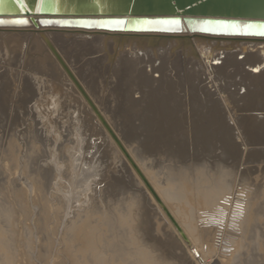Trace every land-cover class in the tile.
Wrapping results in <instances>:
<instances>
[{"label": "bare ground", "instance_id": "bare-ground-1", "mask_svg": "<svg viewBox=\"0 0 264 264\" xmlns=\"http://www.w3.org/2000/svg\"><path fill=\"white\" fill-rule=\"evenodd\" d=\"M24 17L27 18L28 22L32 19L38 20L41 18V16L31 14L24 15ZM60 18L68 17L61 16ZM168 24L169 25L166 26L152 24L150 27L162 28L165 26L166 28L171 25V23ZM92 25L98 26L96 23H93ZM103 26L117 27L114 24L109 23H104ZM55 27H58L56 29H58V32L60 31V35L52 34L53 30H50V28H54V31L57 32ZM39 32H43L52 41L68 66L72 64L75 67V69L72 70L69 66L73 74L81 80L80 83L84 86L91 99L95 100L93 102H96L100 111L107 115L106 118L110 121V124L112 123L111 125H113L112 129L115 127L120 134L122 141L127 144L129 154L132 155L131 157H133V160L141 165L142 169L147 173L146 175L149 176L150 181L153 183L152 186H154L153 189H155V193L184 231L189 240L190 246L182 241L168 219L165 218L161 209L159 207L157 209L151 204L152 200L150 199V201L148 199L145 192L142 188L140 189L137 184L140 182H137L136 179L132 177L134 175H130L129 168L126 167L127 164L125 165L122 162H119L120 164L118 163L117 159H119L120 156L118 158L115 156V146H112L113 143L108 139L109 137L103 132V130L98 127L99 125L97 126L93 123L94 121L92 122V115L90 116L88 113L89 110L87 112L85 111L87 108L85 109V106L83 107L81 99L78 97L80 100L76 101L72 96V90L64 89V83H67L68 79L55 62L51 60L52 57H49L50 55L48 54V51L46 52L47 49H45L44 45L41 43ZM114 34L119 33L98 30L96 28L86 29L56 25L42 26L40 23H37L36 28L32 25L26 27L0 26V69H4V73L2 72V74H0V106L4 108L5 103L8 104L11 101V98H9L10 94L8 93L12 86L13 88L17 85L20 86V84L22 85V82L25 84L24 90L14 94V97L18 98L19 104L16 108L20 109L25 102V104H28L27 102L35 92H33L30 85L34 82L29 83L30 80L28 77L26 78V75L32 77L31 79L35 81L40 90H47V94L50 93L51 96L53 94L57 95L61 103L60 107L58 104L56 107L52 104L53 102L56 103V100L54 101L53 99V102H51L50 105L54 106V108L52 106V109L54 110L55 108H60L59 111L62 116H59L61 117L59 120L63 121L65 118L66 121L68 120L74 125L77 133L75 137H78L77 140L79 141L77 145H81L80 147L78 146L79 150L76 149V153H84V157L81 156L82 159H79L78 157L76 161H73V166H76L77 163H79L77 161L80 160V163L87 168V177L91 178L90 176H92L95 186L104 182V188L102 190L98 191L97 188H94L93 190L94 195H96L103 204L101 210L103 209L105 214L103 220L104 227L107 225L109 227L108 230L113 232V234L110 233L115 235L116 238H118L119 235L121 241L124 239V236L125 238H131L133 245L135 244L137 249H139L143 262L145 260V264H220L219 259L221 257L219 258V255L222 245H218V247L215 240L218 235L221 236V240L234 236L233 234H235V232L231 236L230 233L226 234L225 231L228 228L234 229L237 227L239 221H241L240 226L242 228H240L243 232V236L239 235L238 237L235 235L238 239L237 242H233L235 246L232 245L236 248L234 254L231 256L233 257V261L229 260L230 262L227 261L228 263L226 264H253V258L251 259L244 254L245 242L255 236L264 212V206L259 201L257 203V191L249 194L247 199H245L246 201H244V198L242 199V196H239V194H243L242 191L240 189L231 191V186L233 185L232 181L234 176L239 173L238 168L243 167L245 161L249 158L262 159L264 156V46L261 49H256L255 52L249 50L244 52L242 46L245 44H230V47H225L229 50L220 51L217 50L218 47L220 45L225 46L226 44L217 45L214 41L202 44L193 39L191 42L193 49L199 55V57H194L190 54L188 48H181L172 52L171 49L178 45V42L176 41H158L156 46L149 47L146 42L138 38L141 36H155L156 33L154 32L123 33L137 37L133 40L128 39L126 43H121L120 41H115L110 38V36ZM257 46V44H253L251 47L257 48ZM201 55L203 58L200 57ZM213 61H220V65L215 66L212 64ZM248 69H256L258 72L253 73ZM166 70L168 71L167 73ZM199 72L203 73L202 76ZM210 80H214L213 82H215L214 84L218 91L214 90L216 88L213 89L212 85L214 84H212ZM204 82L206 84H202ZM241 88L244 89L245 92L243 95H238V91ZM18 89H20V87H18ZM75 91L76 90H74V92ZM42 93H44V91ZM217 95L221 97L223 104H221L219 99L215 98ZM49 96H47L46 99ZM52 100L50 99V101ZM39 102L41 103V101ZM36 104H38V102H36ZM39 104L38 108H40L39 106H42ZM44 104L45 101L43 107L45 106ZM48 106L49 103L47 107ZM46 109H42V111ZM49 111L51 110H47V112ZM49 114L47 113V115ZM55 114L57 115V112ZM47 115H44V117ZM46 120L47 119L44 121ZM48 122L47 124H49ZM204 122H206V125L203 124ZM14 123L10 124L12 125ZM56 124L58 125V123ZM15 127H17V124ZM236 131L239 135L236 134ZM54 132L56 133V130H53V135L55 134ZM28 133L29 132H27V134ZM48 134H51V132ZM95 136H100V138L98 137V140L101 141V146L97 144L96 139H91V137ZM25 137L27 136L25 135ZM54 137L56 143L59 138H62L57 133ZM39 138L42 139V137ZM236 139H239V141L237 142ZM37 141L39 140L37 139ZM76 143L77 142H75V144ZM67 144L69 145L70 143ZM73 146H71L72 148L67 149L72 150L74 148ZM25 147L22 148L25 149ZM54 147L55 146H52V148ZM101 147L103 148V151L100 153L98 150ZM27 148L29 149V147H26V149ZM61 149L62 147H59V152H63ZM67 149L65 147V150ZM10 150L14 152L12 149ZM21 150L22 149H20V151ZM36 150H38V152L40 151V149ZM49 150H51V148ZM71 150L69 152H71ZM74 150L72 151L75 152ZM80 150L83 151L80 152ZM17 153L20 154V152ZM65 153L66 152L64 151L63 154ZM95 153H98L97 155L101 154V158L103 156L108 158L110 163L101 167V163H99V161L96 163V158L93 157ZM50 154L53 163L48 162L50 165L55 164L58 166V161L63 158L62 155L59 153L61 157L57 158L58 156L56 157L57 154L54 149ZM71 154L72 156L74 155L72 152ZM22 156L24 155L22 154ZM37 156V153H32V157L29 160L30 162L28 161L29 170L26 171L29 172L31 175L30 178H32L33 182L36 184L38 193H42L46 187H48L54 172H52V168L50 169L51 166L46 167L48 164L44 166L46 168L39 167V165L37 167L34 166L33 164ZM76 157L77 156H75V159ZM13 158L12 155V159ZM88 158H90V160H86ZM19 160L20 159H18V161ZM99 160L103 162L102 159ZM69 161H71V159H69ZM70 163H72V161ZM35 164L37 163L35 162ZM12 165L10 167L13 168L15 164ZM67 165L69 166V164ZM261 165L262 164H260V166ZM27 166L28 165H26V167ZM78 166L80 167V165ZM17 167L18 165L15 166V168ZM79 167L76 168L77 170L73 167L72 169H74V172H71L72 169L68 170L71 173H77L78 175ZM57 171L58 172H56L55 176L57 175L58 180L60 178L62 179V169ZM69 171H66L67 174ZM80 171L82 173V169ZM17 173L15 175H17ZM21 173L22 172H20V175ZM81 173L79 174L80 177H78L79 175L76 177H78L77 180L80 178V180L83 181L84 178H81ZM245 173L246 172H243L242 174L239 173L238 175H243ZM18 176L19 175H17V177ZM28 176L29 175H26V177ZM26 177L25 179H27ZM95 177L98 179L95 180ZM18 180L13 181L14 183L17 181V183L21 182L22 184V181L18 182ZM70 180L73 184V180ZM56 182H59L58 184H60L61 181H57L56 179ZM68 182L69 181L64 182V184ZM90 182H92V180ZM90 182L87 181V183ZM16 184L14 185L15 187ZM58 184L55 183V186ZM78 184L76 183V187H78ZM18 185L19 184H17V186ZM29 185L30 183L27 184L28 187ZM27 186L25 185V187H23L27 189ZM87 186H89V184ZM90 186L89 188H91ZM30 188L28 190H30ZM55 188L57 189L59 187L56 186ZM68 188L70 189L71 187ZM241 188L245 190L244 187ZM49 189L52 190L51 187ZM80 189L88 191L87 188ZM80 189L78 188V190ZM28 190L25 191L27 192ZM58 191L56 190V192ZM84 191L81 192V195L78 194L83 196L82 194ZM20 192L21 195H24L22 189ZM63 192L64 191L61 193L64 195ZM113 192L116 193L114 194L116 196L111 195ZM76 193L75 195H78ZM34 194L36 197V192H34ZM53 195H55V193ZM86 196L84 195L83 197L87 198ZM35 197L33 196V199ZM52 197L54 198V196ZM49 198H51V196ZM62 199L64 198L61 196V200ZM74 199L75 197H73V200ZM76 199L78 200V198ZM91 199L94 203L95 201H93V198ZM37 200L35 201L37 202ZM69 200H71L70 197L68 198V202ZM45 201H47V199H44V203ZM80 201L81 200H78L77 202L81 204ZM30 202L31 201L29 200V203ZM97 202V206H93L90 210L93 215L100 211V207L97 208ZM39 203L41 202L39 201ZM85 203H87V201ZM65 204L62 207H64ZM88 204L90 205V202ZM31 205L33 206V204ZM82 205L83 203L79 206H74L80 208ZM85 205L83 206L85 207ZM39 207L41 209L42 205ZM73 207H71V209ZM66 208L67 207H65V209ZM66 210H69V207ZM0 214H2V212ZM64 217L65 215L61 217V223L66 220ZM78 217L79 215L75 218ZM62 218L64 220H62ZM5 219L6 217L4 220ZM128 233H131L132 236L129 237ZM107 236L109 235L107 234ZM10 239L8 241H10ZM229 239L227 240L229 241ZM4 241L6 242V240H3V242ZM111 244L112 243H110V245ZM204 245L206 248L205 254L211 255L210 257H208V255L204 256ZM225 248L229 249V247L226 246ZM135 254H138V252ZM217 254L218 256H216ZM240 255L243 257L239 258ZM206 256L208 257L207 259H205Z\"/></svg>", "mask_w": 264, "mask_h": 264}, {"label": "rangeland", "instance_id": "rangeland-1", "mask_svg": "<svg viewBox=\"0 0 264 264\" xmlns=\"http://www.w3.org/2000/svg\"><path fill=\"white\" fill-rule=\"evenodd\" d=\"M56 28H58V27H55V29ZM75 29H77V28H75ZM50 30H53L52 32V34L53 35H60L61 33H60V31L58 32L57 30L58 29H56V31L57 32H55L54 31V28H50ZM41 43H42V41H41ZM42 45H43V43H42ZM46 52H47V50H46ZM49 54V53H48ZM50 55V54H49ZM207 55H209V54H207ZM50 58H51V56H49ZM201 58H203V56L201 55L200 56ZM200 58V59H201ZM216 59V58H215ZM52 61H53V59H51ZM55 62V61H54ZM216 62H218V61H213L212 62V64H214V63H216ZM56 64V63H55ZM220 64L219 63H217V64H215V66H219ZM70 67H71V69L73 70V69H75V67L72 65V64H70L69 65ZM191 67V66H190ZM4 71V69H0V74H2V72ZM168 71L166 70V73H167ZM4 73V72H3ZM206 74H208L207 72H205ZM199 74L202 76V72H199ZM26 75V74H25ZM28 77V79L30 80L29 81V83H32V82H34V83H32V84H30L31 85V88H32V90H33V92H35V93H33L34 94V96H33V94H32V97H31V99L32 100H34V101H32L31 99L27 102L28 104H23V106L20 108V109H18V108H16V107H18V98H16V97H14V94L15 93H18L19 91H23L24 90V88H25V84H24V82H22V85L20 84V86H15L14 88H13V86H12V88H11V90H10V92L8 93V94H10V96H9V98H11L9 101V103L8 104H6L5 103V106H4V108H2V106H0V213L2 212V214H0L1 216H0V239L2 240H6V242L4 241L3 242V240L1 241L0 240V264H145V260H144V262H143V258H142V256H141V254L139 253V249H137V247H136V245L134 244L133 245V241H132V239L131 238H128V237H126L125 238V236H124V239L121 241V239H120V237H119V235H118V238H116V236L115 235H112L113 234V232L111 231V230H108V226L106 225V227H104V218H105V214H104V211H103V209L101 210V208H103V204H102V202H101V200L99 199V198H97L96 197V195H94V188H97V190L99 191V190H102L103 188H104V182H101L100 184H97L96 186H95V184H94V180L92 179V176H90L91 178H89V177H87V175L88 174H86L87 173V168L85 167V165H83L82 163H80V160H78L77 162H79V163H77V165H76V163H75V165L77 166H73V161L75 160H77V158L79 157V159H82V157H84V153L80 150V152H82V153H76V149L77 150H79V147L81 146V145H77L78 144V140H77V138L75 137L76 135H77V133H76V129H75V127H74V125H72L71 124V122H69L68 120L66 121L65 120V118H64V120L62 121V120H59V118H61V117H59L61 114H60V111H59V109L60 108H58V109H56L55 108V110L54 109H52V106L54 105L55 107H56V105L58 104V106L60 107V101H59V99H58V97H57V95L56 94H53L52 96L50 95V93H48L47 94V90L45 91V90H40V88H39V86L35 83V81L33 80V79H31L32 77L31 76H28V75H26V78ZM77 79H79L78 77H77ZM202 79V78H201ZM79 81L81 82V80L79 79ZM211 81V83L212 84H214L215 82H213L212 80H210ZM202 84H206L205 82L204 83H202ZM34 85V86H33ZM66 85H68V86H66ZM72 84L70 83L69 84V81L66 83H64V89H69L70 91H71V93H72V96H73V98L76 100V101H79L81 98H80V96H78V93L75 91L74 92V88H73V86H71ZM215 85V84H214ZM214 85H212L213 86V89L214 88H216V89H214L215 91H218V89H217V87H216V85L214 86ZM71 86V87H70ZM1 87V86H0ZM18 87H20V89H18ZM37 87V88H36ZM66 87V88H65ZM68 87V88H67ZM84 87V86H83ZM13 89V90H12ZM34 89H35V91H34ZM37 89V90H36ZM44 91V93H42ZM36 93H38V94H36ZM239 93H240V91H239ZM13 94V95H12ZM39 95V96H38ZM43 97H42V96ZM51 97H50V96ZM37 96V97H36ZM44 96H45V99H44ZM47 96H49L47 99H46V97ZM55 96H56V98H55ZM35 99H34V98ZM42 97V98H41ZM76 97H77V99H76ZM80 99H79V98ZM13 98V99H12ZM15 98V99H14ZM40 98V99H39ZM52 100H56V103L55 102H53V100L52 101H50V99ZM215 98H217V99H219V101L221 102V104H223L222 103V99H221V97H219L218 95L215 97ZM39 99V100H38ZM48 99H49V101H48ZM58 99V100H57ZM17 100V101H16ZM60 100H61V98H60ZM93 101H95L94 99H92ZM39 101H41V103L39 102ZM43 101V102H42ZM44 101H45V108L43 107V103H44ZM48 101V102H47ZM82 101V100H81ZM36 102H38V104L39 105H42V106H39L40 108H38V104H36ZM51 102H53L52 104L53 105H50V103ZM57 102H59V103H57ZM61 102H62V100H61ZM83 102V101H82ZM48 103H49V106H51V107H47V105H48ZM55 103V104H54ZM79 103V102H78ZM13 104V105H12ZM34 104V105H33ZM82 105H83V107L85 106V104L84 103H81ZM95 104H96V106L98 107V105H97V103L95 102ZM36 105H37V107H36ZM34 108H33V107ZM54 106H53V108H54ZM25 107V108H24ZM43 107V108H42ZM47 108V109H46ZM51 110V111H49V112H47V110H49V109ZM87 107L85 106V109H86ZM99 108V107H98ZM35 109V110H34ZM42 109H46V110H44V111H42ZM27 112H26V111ZM54 112H53V111ZM89 109L87 108L85 111L87 112ZM99 110H100V108H99ZM35 111V112H34ZM59 111V112H58ZM19 112V113H18ZM21 112V113H20ZM23 112H24V115H23ZM34 112V113H33ZM43 112V113H42ZM52 114H51V113ZM57 112V115L55 114ZM65 112V111H64ZM47 113L49 114V115H47ZM58 113H59V115H58ZM88 113L90 114V116L92 115L91 113H90V111H88ZM102 114H103V116L106 118V114L105 113H103V112H101ZM26 114V115H25ZM27 114H28V116H27ZM238 114V113H237ZM35 115H36V117H35ZM39 115V116H38ZM44 115H47L48 117H49V119H48V117L47 116H45L44 117ZM51 115H52V117H51ZM56 115V116H55ZM41 116H42V118H41ZM55 116V117H54ZM62 116V115H61ZM39 117V118H38ZM54 117V118H53ZM92 117V116H91ZM225 118V117H224ZM22 119V120H21ZM41 119V120H40ZM45 119H47L46 121H44ZM53 119H55V120H53ZM21 120V121H20ZM48 120H49V122H48ZM57 120V121H56ZM106 120H107V122L109 123V125L112 127L113 125H111L110 124V121H108V119L106 118ZM18 121H20V122H18ZM23 121H24V124H23ZM27 121V122H26ZM30 121V122H29ZM51 121H52V123H51ZM56 121V122H55ZM61 121V122H60ZM14 122H16V123H14ZM32 122V123H31ZM47 122L49 123V124H47ZM92 122H93V120H92ZM10 123H14V124H10ZM32 125H31V124ZM56 123H58V125L56 124ZM71 125H70V124ZM94 124H96L97 126L99 125V123H97V122H93ZM16 124H17V127H15L16 126ZM22 126H21V125ZM25 124H28V125H25ZM30 124V125H29ZM51 124H53V125H51ZM66 124H68V125H66ZM204 125H206V122H204L203 123ZM20 125V126H19ZM48 125H49V127H48ZM58 127H56V126ZM61 127H60V126ZM13 126V127H12ZM32 126V127H31ZM54 126V127H53ZM67 126V127H66ZM71 126V127H70ZM19 127V128H18ZM43 127V128H42ZM50 127H51V129H50ZM56 127V128H55ZM65 129H63V128ZM66 127V128H65ZM69 127V128H68ZM74 127V128H73ZM99 127V126H98ZM33 128V129H32ZM53 128V129H52ZM113 128V127H112ZM46 129V130H45ZM50 129V130H49ZM60 129V130H59ZM44 130V131H43ZM53 130H56V133L58 134V135H60V137H62V138H59V140L57 141V143L55 142V137L54 136H56V133L53 135L52 133H53ZM73 130V131H72ZM114 132L116 133V135L119 137V139L121 140V142L123 143V145L125 146V148H126V150H128V152H129V149L127 148V144L126 143H124V141H122V138H121V136H120V134L118 133V131L115 129V127H114ZM45 131H46V133H45ZM67 132V133H65V132ZM19 132V133H18ZM27 132H29L28 134H27ZM49 132H51V134H48ZM64 132V133H63ZM74 132V133H73ZM23 133V134H22ZM25 133V134H24ZM40 133V134H39ZM61 133V134H60ZM17 134V135H16ZM19 134V135H18ZM22 134V135H21ZM236 134H238V132L236 131ZM15 135V136H14ZM24 135V136H23ZM25 135L27 136V137H25ZM37 135V136H36ZM65 135V136H64ZM239 135V134H238ZM12 136V137H11ZM46 136V137H45ZM50 136H51V138H50ZM181 136V135H180ZM20 137V138H19ZM29 137V138H28ZM36 137H37V139L39 140V141H37V139H36ZM39 137H42V139H43V137H44V139L42 140V139H40ZM49 137V138H48ZM68 137L69 138V140H68V138H67V140H66V138ZM73 137H75V138H73ZM100 138V136H95V137H91V139H96L97 141V144L99 145V146H101L102 145V143H101V141L100 140H98L99 138ZM239 137V136H238ZM26 138H28V139H26ZM53 138H54V140H53ZM72 138V139H71ZM47 139H49V140H47ZM64 139V140H63ZM109 140H110V138H108ZM52 140V141H51ZM76 140V141H75ZM21 141V142H20ZM43 141H45V142H43ZM70 143L69 145L66 143ZM70 141H72V142H70ZM77 142L76 144H75V142ZM111 141V140H110ZM109 141V142H110ZM236 141L238 142L239 141V139L237 140L236 139ZM11 142V143H10ZM63 143V144H61V143ZM112 142V141H111ZM111 142H110V144H111ZM22 143V144H21ZM33 143V144H32ZM44 143V144H43ZM65 143V144H64ZM10 144H12V145H10ZM24 144V145H23ZM28 144H30V145H28ZM35 144V145H34ZM40 144V145H39ZM54 144V145H53ZM61 144V145H60ZM75 144V145H74ZM23 145V146H22ZM25 145H26V147H29V149L27 148L26 149V147H25ZM45 145H47V146H45ZM51 145V146H50ZM65 145H67V146H65ZM74 145V146H73ZM11 146V147H10ZM16 146V147H15ZM43 146V147H42ZM45 146V147H44ZM50 146V147H49ZM52 146H55L54 148H52ZM68 146H70V147H68ZM71 146H73L74 148H75V150H74V148L72 149V150H74L75 152H73L71 149V152L74 154L73 156H72V154H71V152H69L70 150L69 149H67V148H72ZM79 146V147H78ZM113 147L115 146L114 144L112 145ZM25 147V149H23V148ZM49 147V148H48ZM58 148V153H57V148ZM59 147H62V149H61V151H63V152H59ZM65 147H66V149L67 150H65ZM76 147H78V148H76ZM14 148V149H13ZM16 148V149H15ZM51 148V150H49ZM10 149H12L14 152H12ZM20 149H22L21 151H20ZM36 149H40V151L38 152V150H36ZM47 149V150H46ZM54 149V151H55V153L57 154L56 155V157L57 158H59V157H61V155H62V160L60 159L59 161H58V166H56L55 164H51L50 165V163H53L52 161H51V151ZM10 150V151H9ZM25 152H24V151ZM33 150H34V152H33ZM45 150V151H44ZM36 151V152H35ZM43 151V152H42ZM64 151L66 152L65 154H66V156H67V158H66V156H65V154H63L64 153ZM98 151H100V153L103 151V148L101 147ZM114 151H115V156L118 158L119 156V159H117L118 160V163L120 162H122V163H124L125 165L127 164V162L125 161V159L121 156V154L118 152V150H117V148L116 147H114ZM13 154H12V153ZM17 152H20V154L19 153H17ZM22 152V153H21ZM47 152H49V153H47ZM69 152V153H68ZM78 152V151H77ZM9 153V154H8ZM14 153H15V156H14ZM32 153H37V155L39 156H37L36 157V159H35V161H34V166H38L39 165V167H43V168H46V167H48V166H51L50 167V169L52 170V172H54L52 175V178H51V180H50V182H49V184H48V187H46V189L43 191V192H45V193H41V192H39L38 193V189H36V184L33 182V180H32V178H30L31 177V175L29 174V172L28 171H26V170H29V160L31 159V157H32ZM44 153V154H43ZM59 153L61 154V155H59ZM68 153V154H67ZM22 154L24 155V156H22ZM96 154V155H95ZM94 154V156L93 157H95L96 158V163H98V161H99V163H101L100 164V166L101 167H103V166H105V165H108V163H110V160L108 159V158H106V157H102L101 158V154L100 155H97L98 153H95ZM9 155H10V157H9ZM12 155H13V157L15 158H13L14 159V161H13V159H12ZM31 155V156H30ZM78 155H80V156H78ZM19 156V157H18ZM27 156V157H26ZM49 158H48V157ZM72 156V157H71ZM75 156H77L76 157V159H75ZM82 156V157H81ZM97 156V157H96ZM132 156V155H131ZM21 157V158H20ZM41 157V158H40ZM65 157V158H64ZM70 157V158H69ZM25 160H24V159ZM45 160H44V159ZM71 159V161H72V163H70L71 161H69V159ZM133 158V157H132ZM18 159H20L19 161H18ZM47 159V160H46ZM73 159V160H72ZM83 159H85V158H83ZM99 159H102L103 160V162L101 161V160H99ZM250 159V160H249ZM247 161H245L244 162V164H243V167H239L238 168V171H239V173L240 174H242L243 172H246L245 174H243V175H236V176H234V179H233V181H232V186H231V188H232V190L231 191H233V190H235V189H240L241 191H242V193L243 194H239V196H242V199L244 198V201H246L245 199H247V196L249 195V194H251V193H254L255 191H257L258 192V199H257V203H258V201L260 202V203H262V205L264 206V162H263V160H264V156H263V158L262 159H254V158H249ZM251 159H253V160H251ZM16 160V161H15ZM24 160V161H23ZM39 160H40V162H39ZM67 160V161H66ZM86 160H90V158H88V159H86ZM106 160V161H105ZM108 160V161H107ZM258 162H263V163H258ZM262 160V161H261ZM13 163H12V162ZM23 163H22V162ZM29 161V162H28ZM50 163H49V162ZM69 161V162H68ZM85 161V160H84ZM14 162H18V163H14ZM24 162H26V163H24ZM35 162L37 163V164H35ZM44 162V163H43ZM66 162H68V163H66ZM105 162V163H104ZM107 162V163H106ZM126 162V163H125ZM136 162V161H135ZM248 162V163H247ZM42 164V166H41V164ZM119 163V164H120ZM14 165V167L12 168V167H10L11 165ZM23 164V165H22ZM28 165L27 167H26V165ZM48 164V165H47ZM67 164H69V166L67 165ZM72 164V165H71ZM136 164L139 166V168L141 169V171L143 170L142 169V167H141V165H139L137 162H136ZM260 164H262L261 166H260ZM12 165V166H13ZM18 165V167L17 168H15V166H17ZM22 165V166H21ZM47 165V166H46ZM55 165V166H54ZM64 165V166H63ZM78 165H80V167L78 166ZM247 165V166H246ZM33 166V167H34ZM44 166H46V167H44ZM52 166H54V167H52ZM74 167V169H76V168H80V169H78L79 170V174L81 173V169H82V173H81V178L83 179V181L82 180H80V178H79V180H77L78 179V177H80V175L78 176L77 175V173L76 174H74V173H71V172H74V169H72L73 167ZM84 166V167H83ZM257 166V167H256ZM22 169H21V168ZM26 167V168H25ZM61 167V168H60ZM63 167V168H62ZM70 167V168H69ZM76 167V168H75ZM126 167L127 168H129L128 170H129V172L131 173H129L131 176L132 175H134V176H132V177H134L135 179H136V181L137 182H140L139 180H138V178L136 177V175L134 174V172L132 171V169L129 167V165L127 164L126 165ZM247 169H246V168ZM250 167V168H249ZM253 167H255V168H253ZM14 168H15V170H17V169H19V170H17V171H15L14 170ZM25 168V169H24ZM56 168V169H55ZM60 168V169H59ZM66 168V169H65ZM86 168V169H85ZM62 169V175H61V177H62V179L60 178L59 180H58V177H57V175L55 176V174H56V172H58L57 170H61ZM65 169V170H64ZM71 170L72 169V171L70 172L69 170ZM255 171H254V170ZM259 169V170H258ZM56 170V171H55ZM77 170V169H76ZM243 170V171H242ZM246 170V171H245ZM249 170V171H248ZM11 171H12V173H11ZM18 171H20V172H22L21 173V175H23V176H21L20 175V172H18ZM66 171H69L68 172V174H67V172ZM84 171H85V173H84ZM248 171V172H247ZM14 172H18L17 173V175H19L18 177H17V175H15L16 173H14ZM28 172V173H27ZM64 172H66V173H64ZM75 172H77V171H75ZM143 172V174L145 175V177L147 178V180L149 181V183H151V186L153 185V183L150 181V179H149V176L148 175H146L147 173H145V171L143 170L142 171ZM263 172V173H262ZM61 173V172H60ZM133 173V174H132ZM12 174V175H11ZM25 174V175H24ZM70 174V175H69ZM71 174H72V176H71ZM26 175H29L28 177H26ZM67 175H69V176H67ZM75 175V176H74ZM87 177H85V176ZM126 175V174H125ZM14 176V177H13ZM73 176H74V178H73ZM76 176H78V177H76ZM25 177L30 181H28L27 179H25ZM15 178V179H14ZM17 178V179H16ZM21 178V179H20ZM74 179L73 180V184H72V182H71V180L70 179ZM89 178V179H88ZM15 180H18V179H20V180H18V182L19 181H22V184H21V182L20 183H17V181L14 183V181ZM31 179V180H30ZM56 179H57V181H61L63 184H64V182H67V181H69L68 183H66V184H64V186H63V184L60 182V184H58L59 182H56ZM64 179V180H63ZM95 180H97L98 178H94ZM25 180V181H24ZM53 180V181H52ZM67 180V181H66ZM76 180V181H75ZM92 180V182H90ZM9 181H10V184H12V185H10L9 184ZM79 181V182H78ZM82 181V182H81ZM87 181L88 182H90V183H87ZM24 182H25V184H24ZM32 182V183H31ZM54 182V183H53ZM235 182V183H234ZM19 184L18 186H17V184ZM28 183H30V185H29V187L27 186V184ZM55 183H57L58 185H56V186H58L59 188H55L56 186H55ZM76 183L78 184V187H76L77 185H76ZM91 183H92V185H91ZM246 183V184H245ZM16 184V187L14 186ZM54 184V185H53ZM89 184V186L91 187V188H89V186H87ZM103 184V185H102ZM138 185H139V187H140V189L142 188V190L145 192V194H146V196L148 197V199L151 201V204L152 205H154L155 206V208H157L158 209V206H157V204L153 201V199L151 198V196L148 194V192L145 190V188L143 187V185L141 184V182L140 183H137ZM9 185V186H8ZM22 185V186H21ZM25 185L28 187H26L27 189H25L24 187H25ZM32 185V186H31ZM67 185H70V186H67V188H66V186ZM73 185H75V186H73ZM141 185V186H140ZM7 186V187H6ZM12 186V187H11ZM24 186V187H23ZM63 186V187H62ZM15 187V188H14ZM21 187H23V188H21ZM31 187V188H30ZM32 187H34V188H32ZM51 187V189L52 190H50L49 188ZM68 187H71L70 189L68 188ZM153 188H154V186H152ZM241 187H244L245 188V190L244 189H242ZM7 188H8V190H7ZM17 188V189H16ZM30 188V190H28ZM65 188V189H64ZM78 188L80 189V188H84V189H88V191L86 190V191H84V190H78ZM100 188V189H99ZM247 188H249V189H247ZM11 189H12V191H11ZM21 189H22V192L24 193V195H21ZM24 189V190H23ZM34 189H36V190H34ZM59 189H64V190H62V191H64L63 193H64V195L61 193L62 191L61 190H59ZM70 190L71 191V194H70V191H68V190ZM74 189V190H73ZM78 191H77V190ZM89 189H91V190H89ZM14 190V191H13ZM17 190H19V191H17ZM25 190H28L27 192L25 191ZM31 190H32V192H33V194H32V192H31ZM54 190H55V192H54ZM56 190L58 191H61V192H59V193H61V194H59L58 192H56ZM73 190V191H72ZM155 190V189H154ZM18 193H17V192ZM30 191V192H29ZM51 191H52V193H51ZM80 191V192H79ZM82 191H84L83 192V196L85 195H87V194H89V195H87L86 197L87 198H85V197H83V196H80L81 195V192ZM34 192H36V197H35V194H34ZM66 192H68V193H66ZM77 192V193H76ZM87 192V193H86ZM15 193V194H14ZM17 193V194H16ZM22 193V194H23ZM55 193V195H53ZM74 193V194H73ZM75 193L76 194H78V195H75ZM85 193V194H84ZM114 194H116V193H111V195L112 196H116V195H114ZM29 195V196H28ZM37 195H39V196H37ZM41 195V196H40ZM44 195V196H43ZM47 195V196H46ZM67 195H69V196H67ZM19 198H18V197ZM32 196V197H31ZM33 196L36 198H34L33 199ZM51 196V198H49V197ZM52 196H54V198L52 197ZM61 196H62V198H64V199H62L61 200ZM67 196V197H66ZM71 196H72V198H71ZM90 196H92V197H90ZM261 196V197H260ZM70 197V199L71 200H69V202H68V198ZM73 197H75V199L73 200ZM26 198V199H25ZM32 198V199H31ZM40 198V199H39ZM42 198H43V200H42ZM76 198H78V200H81L80 202H81V204L83 203V205H85V207L82 205V206H80V208L79 207H75L74 205H76V206H79V205H81L80 203H78L77 201V199ZM82 198V199H81ZM85 198V199H84ZM91 198H93V201H95L94 203L92 202V199ZM37 199H39V200H37ZM44 199H47V201H45V203H44ZM57 199V200H56ZM58 199H59V202H58ZM87 199H89V200H87ZM97 199V200H96ZM25 200V201H24ZM29 200L32 202H30L29 203ZM35 200H37V202L35 201ZM52 200H54V201H52ZM65 200H67V201H65ZM75 200H77V201H75ZM84 200V201H83ZM263 200V201H262ZM39 201L41 202V203H39ZM49 201V202H48ZM71 201H72V203H71ZM87 201V203H85ZM98 201V202H97ZM43 202V203H42ZM46 202H48V203H46ZM53 202V203H52ZM68 202V203H67ZM74 202V203H73ZM90 202V205L88 204ZM96 202L98 203V207L97 208H99L100 209V211H98V213H95V215H93V213H91L90 212V210L92 209V207L93 206H97V204H96ZM101 204H100V203ZM35 203V204H34ZM37 203V204H36ZM62 203V204H61ZM66 203V204H65ZM31 204H33V206L31 205ZM65 204V206L64 207H62L63 205ZM71 204V205H70ZM79 204V205H78ZM95 204V205H94ZM40 205H42V207H41V209H40V207L39 206ZM92 205V206H91ZM75 207V209H74V207ZM102 206V207H101ZM39 207V208H38ZM49 207V208H48ZM65 207H69V210H70V212H69V210H66L65 209ZM71 207H73L72 209H71ZM89 207V208H88ZM91 207V208H90ZM24 208V209H23ZM64 208V209H63ZM79 208V209H78ZM84 208V209H83ZM40 209V210H39ZM88 209V210H87ZM66 212H65V211ZM82 210H83V212H82ZM42 211V212H41ZM82 213H81V212ZM89 211V212H88ZM30 212V213H29ZM35 212V213H34ZM43 214H41V213ZM72 212V213H71ZM80 212V213H79ZM24 213V214H23ZM29 213V214H28ZM50 213V214H49ZM60 213V214H59ZM73 213H75V214H73ZM87 213H88V215H87ZM163 213V212H162ZM42 216H41V215ZM57 214H59V215H57ZM62 214V215H61ZM65 215V217L64 218H66V220H64L63 218H62V220H64V222L62 221V223H61V217H63L64 215ZM83 214H85V215H83ZM91 214V215H90ZM24 215H25V217H24ZM31 215V216H30ZM38 215V216H37ZM79 215V217L78 218H75L76 216H78ZM87 215V216H86ZM93 215V216H92ZM8 216V217H7ZM41 216V217H40ZM57 216V217H56ZM82 216V217H81ZM90 216V217H89ZM101 216V217H100ZM165 216V215H164ZM1 217H2V220H1ZM6 217V219L4 220V218ZM23 217V218H22ZM33 217V218H32ZM88 217V218H87ZM96 217V218H95ZM243 217V216H242ZM70 218V219H69ZM166 218V217H165ZM87 219V220H86ZM167 219V218H166ZM32 220V221H31ZM77 220V221H76ZM79 220V221H78ZM93 220V221H92ZM27 221V222H26ZM43 221V222H42ZM50 221V222H49ZM56 221V222H55ZM58 221V222H57ZM87 221V222H86ZM54 222H55V224H54ZM78 222V223H77ZM30 223H32V224H30ZM64 223V224H63ZM74 223V224H73ZM240 223H241V221H239V223H237V227H235L234 229H230V228H228V229H226V234H231V236H232V234L235 232V234H233L234 236H232V237H228L227 239H229V241L227 240V239H225V240H221L220 239V237L221 236H217V238L219 239H217L216 238V240H215V243H216V245L218 246H221V249H220V255H219V260H220V264H226V263H228L227 261H231L232 259H233V257H231L232 256V254H234V252H235V250H236V248L234 247L235 246V244L233 243V242H237V236L239 237V235L241 236H243V232H242V230H241V226H240ZM89 224V225H88ZM93 224V225H92ZM63 225V226H62ZM72 225V226H71ZM33 226V227H32ZM69 226V227H68ZM61 227V228H60ZM75 227V228H74ZM241 227V228H240ZM31 228V229H30ZM34 228H35V230H34ZM240 229V230H239ZM4 230V231H3ZM233 230V231H232ZM238 230V231H237ZM9 231V232H8ZM49 231V232H48ZM56 231V232H55ZM65 231V232H64ZM107 231V232H106ZM109 231V232H108ZM117 231V230H116ZM27 232V233H26ZM86 232V233H85ZM112 234H111V233ZM106 233V234H105ZM35 234V235H34ZM54 234V235H53ZM107 234L109 235V236H107ZM11 236V239H10V236ZM81 235V236H80ZM124 235V234H123ZM235 235H237V236H235ZM6 236V237H5ZM42 236V237H41ZM76 236V237H75ZM110 236H112V237H110ZM127 236V235H126ZM128 236L129 237H131L132 236V234L131 233H128ZM9 237V238H8ZM86 237V238H85ZM110 237V238H109ZM8 238V239H7ZM67 238V239H66ZM72 238V239H71ZM107 238H108V240H107ZM128 238V239H127ZM10 239V241H8ZM37 239V240H36ZM70 239V240H69ZM85 239V240H84ZM97 239H98V241H97ZM131 239V240H130ZM111 240V241H110ZM117 240V241H116ZM126 240V241H125ZM231 240H232V243H231ZM53 241V242H52ZM115 241V242H114ZM130 241H131V243H130ZM223 241H225V242H223ZM227 241V242H226ZM2 242V243H1ZM14 242V243H13ZM47 242V243H46ZM105 242V243H104ZM116 242H118V243H116ZM39 243V244H38ZM110 243H112L113 244V246H112V244L110 245ZM224 243V244H223ZM231 243V244H230ZM51 244V245H50ZM73 244V245H72ZM106 244V245H105ZM116 244V245H115ZM138 244V243H137ZM2 245V246H1ZM8 245V246H7ZM46 245V246H45ZM84 245V246H83ZM109 245H110V247H109ZM119 245V246H118ZM123 245V246H122ZM232 245H234V246H232ZM15 246V247H14ZM19 246V247H18ZM36 246V247H35ZM73 246V247H72ZM122 246V247H121ZM218 246V247H219ZM225 246L226 247H229V249L227 248H225ZM232 246V247H231ZM41 248V249H40ZM68 248V249H67ZM73 248V249H72ZM134 248H135V250H134ZM46 249V250H45ZM52 249V250H51ZM66 249V250H65ZM121 251H120V250ZM130 249V250H129ZM205 245H204V247H203V253H204V256L205 255H208V257H210L211 255H209V254H205L206 253V251H205ZM223 249H225V250H223ZM6 250H8V251H6ZM12 250V251H11ZM91 250V251H90ZM124 250V251H123ZM199 250H200V246H199ZM23 251V252H22ZM135 251V252H134ZM205 251V252H204ZM7 252H9V253H7ZM12 252V253H11ZM138 252V254H135V253H137ZM225 254H224V253ZM7 253V254H6ZM44 253V254H43ZM132 253V254H131ZM13 254H14V256H13ZM22 254V255H21ZM57 254V255H56ZM244 254H245V256H247V257H249V258H253V264H264V212H263V214H262V218H261V221L259 222V227H258V230L256 231V233H255V236L252 238V239H250L249 241H246L245 242V252H244ZM42 255V256H41ZM62 255V256H61ZM139 255V256H138ZM5 256V257H4ZM85 256V257H84ZM97 256V257H96ZM216 256H218V254L216 255ZM234 256V255H233ZM92 257V258H91ZM135 257V258H134ZM141 257V258H140ZM207 256L205 257V259H207L208 258ZM241 257H243L242 255H240L239 256V258H241ZM139 258V259H138ZM12 259V260H11ZM35 259V260H34ZM55 259V260H54ZM110 261V262H109ZM229 261V262H230ZM233 261V260H232Z\"/></svg>", "mask_w": 264, "mask_h": 264}, {"label": "water", "instance_id": "water-1", "mask_svg": "<svg viewBox=\"0 0 264 264\" xmlns=\"http://www.w3.org/2000/svg\"><path fill=\"white\" fill-rule=\"evenodd\" d=\"M41 16L38 20L28 22L24 15ZM68 18H60V17ZM27 21L24 24L13 21ZM178 20V25L168 21ZM0 26H65L98 30H107L119 34L111 35L115 41L126 43L134 37L129 32H154L155 36L138 37L149 47L158 41H176L178 45L171 49L175 52L188 48L190 54L199 57L193 49L192 40L200 43L216 42L217 50H229L230 44H245L242 50L255 52L264 46V0H0ZM96 23L98 26L92 25ZM104 23L117 27L103 26ZM152 24L165 25L162 28H151ZM254 25V27H246ZM141 27V28H140ZM144 27V28H142ZM189 32V33H188ZM41 41L56 65L72 84L85 106L92 114L93 121L110 138L121 156L125 159L145 190L161 209L170 224L184 243L190 246L189 240L178 223L171 216L165 205L155 193L153 187L135 163L125 146L109 125L99 108L93 102L85 88L73 74L52 41L39 32ZM143 42V43H144ZM257 44V48L251 47ZM220 61L214 63L217 64ZM257 73L256 69H248ZM240 91V93H239ZM238 95L244 94L240 89Z\"/></svg>", "mask_w": 264, "mask_h": 264}, {"label": "snow or ice", "instance_id": "snow-or-ice-1", "mask_svg": "<svg viewBox=\"0 0 264 264\" xmlns=\"http://www.w3.org/2000/svg\"><path fill=\"white\" fill-rule=\"evenodd\" d=\"M0 23H3V22H0ZM13 23L24 24V23H27V21L17 20V21H13ZM167 23L178 25L180 22L178 20H173V21H168ZM246 27H254V25H247ZM260 34L264 35V32H262Z\"/></svg>", "mask_w": 264, "mask_h": 264}]
</instances>
